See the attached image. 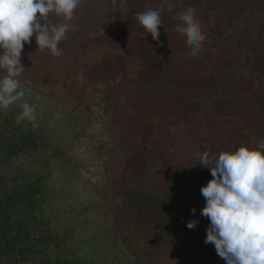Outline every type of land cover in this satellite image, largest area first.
<instances>
[{
	"label": "rangeland",
	"instance_id": "rangeland-1",
	"mask_svg": "<svg viewBox=\"0 0 264 264\" xmlns=\"http://www.w3.org/2000/svg\"><path fill=\"white\" fill-rule=\"evenodd\" d=\"M145 1L81 0L73 19L68 22L71 28L66 39L59 45L62 55L55 57L48 50L41 51L36 47L34 36L22 50L21 62L25 69L18 80L20 87L28 91L23 98L26 101L34 98V103L36 100L40 105V121L45 122L49 115H56L54 112L61 109L68 110L52 117L51 127H58L64 118L78 120L77 115L83 113L87 105L95 122L83 132L81 140L66 143L65 147L71 149L66 155L71 159L70 167L67 168L65 161L58 162L57 166L53 161L43 166L52 180L65 170L69 175L57 185L52 184L51 196L54 201L73 194L69 198L73 205H68L67 209L71 220L78 218L80 204L85 207L91 202L95 208L88 207L86 216H93L98 225H110L109 243L92 247L89 264H226L217 255L214 245L210 244L208 250L198 249L183 240L182 234L169 237L165 228L154 224L155 220L143 213L147 207L139 205L140 210H137L138 205H131L128 199L137 189L144 188L145 195L152 192L155 197V191L162 190L163 197L170 195L185 202L188 198L177 181L172 182L171 190L162 188V181L170 178L175 169H188L204 151L219 153L241 144L255 147L264 142V115L256 109V104L264 99V74L254 70L247 78L237 71L225 79L240 89L232 99L236 112L228 116L208 117V104L203 100L199 110L183 116L165 96L159 95L156 102H150L137 92L136 86L126 87L122 80L110 88L103 87L102 80L98 79L102 77L99 70L121 75L134 73L141 66L137 57L140 48L144 54L149 53L134 34L137 10ZM176 7L161 10V17L167 18L174 29L180 23L178 13L189 7L197 10L203 31L216 22L222 24L225 19L236 18L238 23L227 33L250 38L253 49L245 52L260 54V58L250 61L249 65L241 66L242 70L255 64L258 69L261 64L264 66V0H199ZM248 10L253 11V16L246 15ZM50 20L64 22L55 15H50ZM237 47L244 56L243 46ZM168 48L167 70L177 76L185 73L189 64L199 66L201 59L206 61L205 51H199L198 54L203 53L197 56L188 55L186 37L179 32L168 39ZM217 66L219 76H224L228 65L219 59ZM81 126L77 125L76 129L82 130ZM150 131L149 142L137 148L138 142ZM157 150L162 153L159 160ZM147 151L157 155L130 173V158L137 153L147 154ZM45 154H37L35 160L42 161ZM147 202L152 205L154 200ZM108 214L112 218L102 222ZM183 216L198 220L194 229L206 235L208 218L189 210Z\"/></svg>",
	"mask_w": 264,
	"mask_h": 264
},
{
	"label": "trees",
	"instance_id": "trees-1",
	"mask_svg": "<svg viewBox=\"0 0 264 264\" xmlns=\"http://www.w3.org/2000/svg\"><path fill=\"white\" fill-rule=\"evenodd\" d=\"M198 1L146 0L140 8L138 7L137 13L150 8L160 10L163 7L181 8ZM248 11L246 15L253 16V11ZM255 17L259 18L258 15ZM236 23H238L236 18H228L224 20L223 25L216 22L205 28L206 40L200 51L207 52L203 54L206 61L201 59L199 66L189 64L185 73L177 76L171 70L168 71L166 66V63H169L168 39L177 34L175 29L169 24L167 18H162L158 40H153L150 34L148 35L139 25L136 18L134 34L141 47H145L149 52L146 55L140 48L137 57L141 66L134 73L124 72L123 75L118 72L109 73L99 70V75L102 77L96 75L94 77L102 80L103 87L110 88L120 80L124 81L126 87L134 85L139 90L137 92L150 102H156L159 95H163L183 116H188L193 110H199L201 100L208 104L206 112L208 117L234 115L236 107L232 99L240 89L227 83L225 79L232 74L235 75L237 71L244 73L246 77L252 75L254 70L264 74L262 64L260 70L256 68V64L254 67L242 70L241 66L249 65L250 61L260 58V54L245 52L247 49H253L250 38L246 36L240 38L235 34L227 33ZM237 45L243 46V51L246 53L244 56L239 54L240 48ZM206 54L210 55L206 56ZM219 59L224 60V63L228 65L224 76H219L217 66ZM250 87L253 91L252 85ZM22 88L20 87V90L24 93L28 92ZM262 92V98H264V90ZM23 101L25 98L22 97L6 111H0V264H89L88 258L92 247L96 244L100 247L109 243L110 225L108 223L98 225L93 216H86L85 211L88 207L95 208L91 202L85 207L80 204L77 210L78 218L71 220L67 209L68 205H73L69 203V198L73 194H67L63 199L54 201L51 196L53 195L52 184L57 185L60 180L68 178L69 175L65 172L67 170L63 171L64 176L60 172L57 178L52 180L48 170L43 166L51 161L56 166L62 161L67 163V168L72 165L71 159L66 156L71 149L65 145L68 141L81 140L83 132L92 127L95 122L90 117L91 112L86 105L85 111L77 115L78 120L64 118L62 122L60 121L61 123L59 122L60 124L58 123V127L52 128L50 125L52 117L61 116L69 111L61 109L54 112L56 115H49L48 119L42 122L39 117L41 107L36 100L34 103V98H31L28 102L35 109V121L17 123L16 117L22 110L20 105ZM253 108L252 104L251 109ZM256 109L264 115V99L256 104ZM77 125H82V130L76 129ZM152 134L151 131L148 132L138 142L137 148L149 142ZM151 150L155 149L151 148ZM41 152L53 154L49 156L45 154L42 161L35 160L36 155ZM158 153L157 160L162 158V153L160 151ZM156 155L155 152L150 155L148 151L147 154H135L129 160L130 173H134L141 164ZM146 156L149 157L146 158ZM198 163H200V157L188 166V169H175L170 178L162 181L164 190L173 189V181L180 183L181 192H184L185 197L188 198L185 202L177 201V198L174 199L170 195L163 197L162 190L155 191V197L152 192L145 195L144 188L137 189L128 200L131 205H138L137 210H140L139 205L147 207L143 209V213L152 217L155 220L154 224H160L165 228L169 237L182 234L181 238L194 247L208 250L210 244L204 243L206 236L204 232L188 229L186 224L189 219L183 216L192 208L196 209L195 215L201 216L200 209L205 204L200 188L211 178V172ZM149 199L154 200L152 205H148ZM110 218L112 215L108 214L102 222ZM120 235L124 238L123 233L120 232Z\"/></svg>",
	"mask_w": 264,
	"mask_h": 264
},
{
	"label": "clouds",
	"instance_id": "clouds-1",
	"mask_svg": "<svg viewBox=\"0 0 264 264\" xmlns=\"http://www.w3.org/2000/svg\"><path fill=\"white\" fill-rule=\"evenodd\" d=\"M81 0H0V111L24 97L18 77L25 67L21 53L34 36L36 47L52 56L62 55L60 43L71 28L69 21ZM50 15L64 22L54 23ZM139 25L153 40L162 26L161 10L148 9L136 14ZM175 31L186 37L188 55L196 56L206 40L197 18L189 7L178 13ZM145 37V36H144ZM16 122L35 121V109L28 102L20 105ZM201 167L211 178L200 188L205 200L200 215L208 218L204 243L214 245L226 264H264V142L255 147L241 144L219 153L204 151ZM191 212L195 214L196 209ZM198 220H189L194 229Z\"/></svg>",
	"mask_w": 264,
	"mask_h": 264
}]
</instances>
